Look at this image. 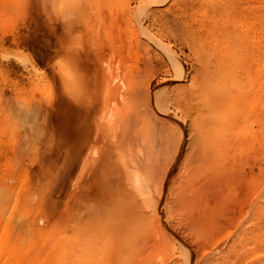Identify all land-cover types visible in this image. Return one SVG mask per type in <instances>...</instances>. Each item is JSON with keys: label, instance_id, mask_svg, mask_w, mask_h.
Listing matches in <instances>:
<instances>
[{"label": "rangeland", "instance_id": "374dc122", "mask_svg": "<svg viewBox=\"0 0 264 264\" xmlns=\"http://www.w3.org/2000/svg\"><path fill=\"white\" fill-rule=\"evenodd\" d=\"M232 51H236L238 61L229 65V73H224L219 68L226 65ZM207 68L209 71L220 70L211 74L221 75H217L218 78L215 79L217 81L215 88L209 89L208 92L203 91L204 96L210 93L222 97V103L226 108L231 105L230 99H236L232 93L236 95L239 88H242L244 95L249 97L254 95L253 102L250 101L253 104L248 102L247 105L249 111L255 115V119L252 122L242 120L238 127L240 132L238 135L245 136V129L248 127L256 133L257 138L249 163L253 164L256 177L263 180L264 115L261 110L264 109L262 84L264 79L261 78H264V0H0V264H156L157 262L186 264L182 247L176 240H173L176 242H166L168 244L163 243L166 244L163 248L164 245H155L151 242L149 244L141 242L138 244H142L140 245L142 247L139 245L135 247L137 246L135 243L124 251V248L121 250L122 247L117 248L118 244L114 245L110 242L115 238L103 234L104 237L100 239V235L96 234L107 233L108 228L114 230L117 225L121 226V229L116 228L117 230L123 229L124 204L120 203L123 213L119 209L123 215L118 212V203L113 205L111 203L112 207L107 208V211L108 209L110 211L107 214L102 210L101 214L106 215L105 217L110 215L108 213L113 214L114 211L118 214V218L122 217V222H120L121 218L118 219L121 223L118 225L117 214L114 213L115 221L110 215L105 226L107 218L101 215L104 219L102 218L101 221L95 219L98 216L94 207H91L90 201L83 203L81 205L83 208L77 210L76 206L78 207L80 200L75 196H78L76 193L79 186L78 174L82 166L81 158L87 152L89 141L93 138L95 125L105 124L112 118L113 122L109 124L111 125L123 113L124 126L128 127V133L130 131L136 135V138L139 137L138 134L147 131L142 125L145 122L150 129L153 126L158 130L159 125L155 123L159 124L164 119L169 127L175 126L177 120H185L182 122L185 126L186 140L178 158L179 166L180 161H183L181 159H184L182 157H186L185 153L190 152L187 141L191 139H189V131L186 132L190 120L187 117L181 118L178 108L175 109L176 102L181 95L199 96L203 90L202 83L199 82H202V76ZM245 69L249 70L247 74ZM102 73H108L110 77L115 76L112 77L113 81L118 80L115 82L120 89L115 99H113L115 94L109 93L106 102L97 92H93L94 89L91 87L78 99H73L68 93L66 102L64 101L65 83H70L74 77L81 76L93 82L94 77L99 79ZM249 83H258L255 86L260 84L261 89L255 87L253 92H250ZM217 87L219 90H216ZM124 91L130 92V96L124 98L122 94ZM133 91L136 94H133ZM147 94H152L151 104L156 109L155 112H150L145 107L144 98ZM85 109L88 114L86 117L89 116L87 127L83 125L84 120L81 115L82 110ZM212 128L210 131L217 130ZM84 130L89 139L86 144L79 140L81 131L84 133ZM232 131L235 133L236 130H230L228 133ZM127 147L125 144L122 147H114L115 150L112 147L111 152L114 155L117 149L120 153L126 152ZM178 166H175L173 173H177ZM199 174L196 171L193 176H197L198 180L203 182H199L202 183L200 185L195 183L193 188L196 190L199 187L198 190L201 192L206 188L204 178H208L205 174L204 178ZM258 186L259 200L263 189H261L262 184ZM209 193H204L203 197L198 194L201 199L207 197L203 201L201 199L197 201L199 205L204 206L206 202L209 205V210L204 206L207 212L201 209L203 206H197L206 213L205 220L210 218L208 215L212 210L223 207L214 201L219 193ZM208 198L211 199L209 201L213 200V203L209 204ZM164 202L162 207L166 206ZM226 203H230L231 206L232 202L228 199ZM86 206L91 209L86 208L89 211L88 215L95 212L94 219L91 217L93 214L90 217L86 216ZM197 207L195 209H198ZM169 211V213L164 212L165 219L168 218L166 214L175 213L173 216L179 217L181 225L185 221L182 228H185V231L186 227L190 229V223L188 224L191 220L190 210L191 213L178 211V214L176 209L172 211L170 208ZM219 211L212 213L208 223L204 220V224V221L201 222L203 226L201 223L197 225L196 229L204 228L201 229L204 230L203 234L200 230L197 235L193 229L187 230L188 235H191L190 238L197 241L198 248L201 250L203 247L201 251L205 250L202 258H207L205 262L199 259V262L193 264H202V262L203 264H262L264 251L260 248L264 247V243L262 244L260 239H254V246L258 248H256L258 252L251 255H249L251 240L246 237L247 240L243 238V241L237 242L238 247L236 243L231 244L239 228L243 232L246 229L251 230L249 217L244 218L246 221L243 219L242 223H237L236 220V223L231 225L235 219L234 214L230 213L232 211L226 207L223 212L220 211L221 214H218ZM227 214H232V217L227 216L232 218L230 221L226 217ZM212 218L218 221L214 222ZM211 219L212 226L216 228L214 230L216 233L213 234V227H210L212 222L209 224ZM95 220L99 223L98 226ZM91 221L94 223H90ZM219 221L225 222H221V226L227 225L223 227L227 228V231L229 224L231 227L236 224L240 227L237 225L234 229L231 228L232 232L226 235L222 233L226 229L223 231L221 226L219 227ZM228 222L230 223L227 224ZM207 229H211L212 232ZM255 229L257 233L260 230L261 235L264 236V228L255 227ZM192 232L198 238L193 237ZM205 232L207 238L218 234L214 239H221L223 242L218 240L220 242L218 243L212 238L206 240ZM149 233L146 231L145 235ZM150 234L147 236L149 237ZM198 234H201V237ZM92 238L96 241L93 242ZM106 241L108 243L105 245ZM243 242L247 246H242V249L240 245ZM93 243L98 244V247L93 249L95 246V244L92 246ZM214 244L217 248L221 247L224 253L221 254L219 251L221 249L217 250ZM238 248L242 251H238ZM244 248L248 249L247 253ZM140 249L143 250L142 253ZM117 251L118 253L115 254ZM162 255L165 256V260L162 259ZM236 255L237 260L234 259ZM223 256L226 259H223ZM154 257L157 262L151 260ZM227 257H230V260ZM241 257L243 261L240 260Z\"/></svg>", "mask_w": 264, "mask_h": 264}, {"label": "bare ground", "instance_id": "6f19581e", "mask_svg": "<svg viewBox=\"0 0 264 264\" xmlns=\"http://www.w3.org/2000/svg\"><path fill=\"white\" fill-rule=\"evenodd\" d=\"M232 50H233V48H232ZM235 52L236 51H232V53L229 54V60L226 63V65L225 64H224V66L221 65L222 67L219 68L224 73L230 72L229 71L230 69L228 70L230 64L237 63L238 57H237ZM107 53L109 55V52H107ZM110 53H112V51ZM102 54H103V52H102ZM102 54H100V55H102ZM77 57H78V55H77ZM104 59H106V56ZM96 62H97V60H96ZM104 62H105V60H104ZM219 69H217V70H219ZM104 71H106V70H104ZM219 71H217V72H219ZM244 71L246 74L249 72L248 69H245ZM217 72L216 71H209V68H207L204 71V74L202 76V79H201L202 82H199V83H202L201 89H203L201 91V93L199 94V96H197V95L196 96L195 95L189 96L188 94H187V96L181 95L180 98L178 99V102H176L177 106L175 107V109L178 108V111L180 112L179 114H181L180 115L181 118L183 119V118L187 117L190 120V122L188 121L189 124H187L188 127L186 126L187 128H189L186 132L189 131L190 135L189 134L188 135H189V139H191V140L188 139L189 141H187V143L189 142L188 143L189 145H187V146L192 147V149H190V147H187V148H189L188 151L190 150V152H187L188 154L185 153L186 157H182L184 159H181L183 161L182 162L180 161L179 166L177 164L178 158H179V155H181L180 153H181V150L183 148L184 141L186 140V139H184V137H185L184 135H186L185 134V126H184V123L182 122L185 120H182V121H180V120L176 121L175 120L176 121L175 126L169 127L167 125L168 123L166 124V122H164L165 119H164V121H160V118L158 117L160 123L159 124H158V122L155 123V125L156 124L159 125V127L157 126L158 130L155 127L153 128V126L151 127L152 129H150L148 125L146 126V122H145V124L143 123L142 125H144L146 127V128H144V127L143 128L146 129L147 131H145L143 134L140 133L142 135L138 134L139 137H137V138H136V135H134L130 131L128 133V127L124 126V124H125L124 123V119H125L124 113L121 115V117L115 123H113V124L111 123V125H109V124L112 121V118H110L108 120V122H106L105 124L100 123V124L95 125L96 129H95V133L93 135V138L89 141V147L87 149V152L83 155V158H81L82 166H81L80 172L78 174V185L79 186L77 185L78 186V193H76V195L78 194V196L74 195L75 197L79 198L80 203H78L79 208L77 206H76V208H77V210H80L81 208H83L81 206V205H83V203H85V202L87 203V201H90L93 204V205L91 204V207L92 206L94 207L95 212H96V216H98L95 219H98L101 221V219L102 218L104 219V217L106 216V215L104 216L101 214L102 210L105 211V213L103 212L104 214H107V212H110L109 209L107 211V208L112 207L110 205L111 203H112V205L114 203L119 204V206L117 204V206L119 208L115 205L116 210H117V208H118V210L120 209V203H122V205L124 204L123 205L124 215L122 214L123 213L122 209H120L122 213L120 212V210L119 211L117 210L119 213H121L124 216V221H123L124 226L122 227L123 229L119 230V229H121V226H117L116 224H114V225H116L115 226L116 228H119L118 230L116 228H114V230H108L109 229L108 228L107 233L106 232H103V233L99 232L97 234L95 233L97 236L100 235L99 236L100 239H101V237H104L103 234L108 236L109 238L110 237L115 238V240L110 241V242L114 245L118 244L117 248L122 247L121 250L124 248L123 249L124 251H126L125 249L128 246H130L132 244L135 245V243L137 244V246H135V247H139L142 244L139 245L138 243H141V242H143L144 244L147 242L149 244V242H151L155 245H159V244L164 245L163 243L176 240L180 243V245L182 247L181 248L182 254L184 256L186 264H190V262H191V264L196 263V261H198L199 259H203L202 255H203V251H205V250L201 251L203 248L202 246H201L202 247L201 250L198 248V245L196 244L197 241L195 242L194 240H192L190 238L191 235L190 236L188 235L187 230L193 229L197 235L199 230L201 231V229H204L203 227L201 229H196V228H198L197 225L205 220L204 217H207L206 213L203 212L202 210H199V208L197 207L199 205V204H197L198 203L197 201H198V199L199 200L201 199L198 197L199 196L198 194H200L203 197L204 193L206 194V193L210 192L213 194L216 192L217 194L218 193L219 194H218V197L216 195V199L214 198V201H216L219 206H221V207L223 206L222 208H224V209H225V207L227 209L229 208V210L232 212H230V211H228V212L234 214L233 216L235 219H233L234 222H231L232 223L231 225H233V223H236L235 222L236 220L238 223V222H241L244 218L249 217L248 222H249V225L251 226L250 231L248 229H246V231L244 230V232H243V230H241L239 228L240 225L236 224V226L231 227V225L229 224L230 222H228L227 224H229L228 226L230 227V229L228 227L229 231H227V228H225L226 230L223 228V227H227V225H225V226L223 225V227H222L221 226L222 221L221 222L219 221L220 222L219 227L221 226L220 228H222L223 231L225 230V232H222V231H220V232H222L224 234H226V233L228 234L229 232L231 233L232 232L231 228L234 229L238 225L239 231L233 236V238L231 240V244L234 245L236 243L235 245H237V247H238L239 245L237 244V242L241 241L243 238L245 240L248 239V240H251L250 245L248 244L249 245V252H250L249 255L255 254L258 252L256 250L257 247L255 248V246H254V239L258 238V239H260L262 244L264 243V236L261 235L260 230H259V233H257L255 231L256 230L255 227H257L258 229H260L261 227L264 228V179L261 180L258 177H256V175L254 174V171H253V164L251 165V163H249V158L253 154L252 152H253V148L255 145L257 135L253 131V129H251L250 127L245 129L246 130L244 133L245 136L242 137V136L238 135L240 133L238 131V129H239L238 127H240L239 124L242 122V120H248L249 122H252L255 119V115L251 111H249L250 108L248 109L249 105H247L248 102H250V101L253 102L252 97L254 95L252 97L244 95V94H242V91H241L242 88H239L236 92V95H234V93H232V96H235L236 99L235 100L230 99L231 105L226 107L228 109H226L224 103H222V101H223L222 97H220L218 95H210V93H208L209 95L204 96L203 95L204 90H207V92H208L211 89L216 87L215 84L217 81L215 79H216L217 75L219 76L221 74L212 75L211 73L214 74ZM232 73H235V72H232ZM112 77H115V76H112ZM112 77H110V75L108 73H105V74L101 75V77L99 79L98 78L95 79V77H94L93 82L84 79L82 76L81 77H74L72 80H70L71 81L70 83H68V82L65 83L66 87H65V92H64L65 93L64 101H65V98L68 97V93H70L73 96L72 97L73 99H78V97L81 94L90 90L91 87L94 89L93 92H97L98 96H100L101 99L106 100V102L108 101L107 94H109V93H111L112 95L115 94V97L113 96V99H115L117 97L116 95L118 93V90L120 89V86L115 82L117 79L115 81H113L114 78H112ZM258 79H259V77H258ZM261 79H264V78H261ZM262 81H263L262 84L264 85V80H262ZM253 82H254V80H253ZM256 84H258V83H256ZM256 84L255 83L254 84L249 83L248 84V88H249L248 90L250 92H253V89H255V87L257 89H261L260 84L255 86ZM263 85H262V87H263ZM121 86H123V85H121ZM199 89H200V87H199ZM216 90H219L218 87ZM198 92H200V91H198ZM207 92H206V94H207ZM217 92H219V91H217ZM132 93L136 94L135 91H133ZM193 93H194V91H193ZM122 94H124V98H126V97L130 96L131 93L124 91V93H122ZM88 96H89V94H88ZM119 96L120 95H118V97ZM91 98H89V99L91 100ZM164 99H165V97H164ZM152 100H153L152 94L151 95L147 94L146 97L144 98V103H145L146 109H148L150 112H155L156 109H154L152 107V104H151ZM86 101H88V100H86ZM227 102L228 101H226V103ZM87 103H89V101ZM251 104H253V103H251ZM79 105H81V104H79ZM163 105H165V104H163ZM70 108L73 109L72 107H70ZM166 108H167V106H166ZM261 112L264 115V109L263 108H262ZM81 115H82V119L84 120L83 125L85 127H87L88 126V124H87L88 120L87 119L89 118V116H88V118L86 117V115H88L87 110L86 109L82 110ZM161 115H162V113H161ZM161 115H159V116L161 117ZM174 118H176V117H174ZM161 120H163L162 117H161ZM155 122H156V120H155ZM167 122H169V121H167ZM170 122H171V118H170ZM172 122H174V121H172ZM213 126H215L214 128L217 129L216 131H213V130L210 131ZM141 127H140V129H142ZM218 127H220V128H218ZM214 128H212V129H214ZM234 129L238 133L236 131H235V133H233V131H232V133H228L230 130H234ZM191 132H192V134H191ZM79 140L83 141L84 144L88 143L89 139H87V135L85 133V130H84V133H83V131H81V136H80ZM263 140L264 139H262V142H263ZM124 144L128 146L127 147L128 150H126V152L122 151V153H120V152H118V149H117V152L119 154L117 152L115 155L112 154V152H111L112 147L113 148L114 147H122V146H124ZM185 146H186V144H185ZM187 148H186V150H187ZM114 150H115V148H114ZM175 166H178V171L176 174L173 173L174 169H176ZM245 166H248V168L246 169ZM196 171L198 174L200 172L203 173V174H201V173L199 174L202 178H204V174L208 178V179L204 178L205 181L208 182V183H206L204 181V186H206V188H204V190L202 189L204 192L202 190H201V192H199V190H198L199 187H197L196 190H194V188H193V186L196 185L195 183L200 185L202 183H199V182H203L201 180L202 179L201 177H200L201 181H199L198 180L199 178L197 176H195V175L193 176V174ZM194 180H196V182ZM259 184H262L261 189H263V192L261 195V199L258 200V196H259L258 190H260V189H258ZM215 186H217V188H215ZM76 189L77 188H75V190ZM210 197H213V196H210ZM214 197H215V195H214ZM206 198L204 197V199H206ZM204 199H201V200L203 201ZM228 199H230V201L232 202L231 206L229 205L230 203L229 204L226 203ZM207 200L209 201L211 199L208 198ZM212 201H209V204H211L210 202H212ZM163 202H164V205H166L165 207L161 206L163 204ZM207 204L208 203L206 202V205H204V206H207V208L205 207L206 209L209 208L208 207L209 205H207ZM224 205H225V207H224ZM228 205H229V207H228ZM87 206L85 207V209L89 208ZM194 206H196L198 209H195L196 207H194ZM199 206H203V205H199ZM204 206L201 209L204 210L205 209ZM121 208H122V206H121ZM170 208L172 209V211L174 209H176L177 210L176 214H178V211H185L186 213L190 212V211L192 212V213L190 212L191 214H189V217L191 218L190 222H188V220H186V219H182V220H186L188 222V224L189 223L191 224V226L189 224L190 229H188V227L185 226L187 228V230L185 231L184 230L185 228L184 229L182 228L185 221L181 225L180 224L181 222H179V217L173 216V215H175V213L174 214H172V213L166 214L165 213L166 217H168V218H166V219L164 218L165 217L164 212L167 211L169 213ZM217 208H218V206H217ZM222 208L219 210L223 212L224 209H222ZM206 209H205V211L207 212ZM219 210L215 209L214 211L217 212ZM214 211L212 210V212L208 215V216H210V218H211V215ZM220 211L218 212V214H221ZM86 212H87V213H85L86 216L90 217L93 214L91 217L92 218L94 217V214H95L94 211L90 215H88L89 211L87 209H86ZM201 212L203 214H201ZM78 213H80V211H78ZM114 213H115V211L113 212V214L108 213V214L112 215L111 219L113 221H115V218H113ZM115 214H117V213H115ZM232 214L231 215L229 214V215L232 217ZM101 215L104 217H102ZM110 215L109 216L107 215V217H105V218H107L105 226H107V224H108L107 221H108V217H110ZM168 215H170V216H168ZM191 215H193V216H191ZM229 215L227 214L226 217ZM83 216H81V217H83ZM172 216H173V218H172ZM201 217H203V219ZM214 217H216V216H214ZM119 218H121L120 222H122V217H119ZM119 218H118V214H117L116 223H117ZM222 218H224V217H222ZM227 218L229 221H230V219H232L230 217H227ZM85 219H86V217H85ZM170 219H172V220H170ZM209 219H206L207 223H208ZM80 220H82V218ZM86 220H85V222H86ZM90 220H91V218H90ZM174 220H176V221H174ZM211 220H210L209 224L212 222L210 227H213V229H212L213 232L211 229L210 230L213 234L214 232L216 233V231H214V230H216V228L214 227V225L212 226L214 219L212 221ZM205 221L203 222V224L205 223ZM215 221H218V219L214 220V222ZM244 221H246V220L244 219ZM90 223H94V222L91 221ZM118 223H119V221H118ZM222 223H225V222L223 221ZM98 224L99 223L96 221V226H98ZM203 224L201 223L202 226H203ZM257 224L259 227L257 226ZM90 225H88V226H90ZM118 225H121V223H119ZM217 227H218V225H217ZM207 228H209V225ZM86 229H87V226H86ZM219 229H218V231H219ZM207 230H209V229H207ZM210 230H209V232H210ZM98 231L99 230H97V232ZM146 231L147 232L149 231L150 233L152 232V234L149 233L150 236L148 237L147 235H149V234L145 235ZM247 231H249V232H247ZM82 232L83 231H81V233ZM203 232H204V230L201 231L202 234H203ZM206 232L204 233L205 236H206ZM141 233H142V235H140ZM137 234H139V236H135ZM189 234H191V232ZM192 234H193V237L195 236L198 238V236L194 235L193 232H192ZM215 235L218 236V234H214V235H211L214 237H211L210 233H209L210 238H207L208 235L206 237L204 235L203 236L205 237V239L207 238L206 240H208L211 238L214 239L216 237ZM92 236H94V235H92ZM99 237H98V239H99ZM108 237H106V238H108ZM200 237H199V239H200ZM88 239H90V238L88 237ZM92 239H93V242H94V240L96 241V239H94V238H92ZM229 239H230V237H229ZM214 240L222 241L221 239H214ZM176 241H173V242H176ZM219 241H218V243H220ZM204 242H205V240H204ZM107 243L108 242L106 241L105 245ZM168 243H166V244H168ZM94 244L95 243H93V245L92 244L91 245L94 246ZM170 244L172 245L173 243H170ZM216 244H217V242H216ZM216 244H214L213 246H216ZM228 244L229 243L227 242V245ZM242 244L240 245L241 247L247 246V245H245L246 243H244V245H242ZM255 244H257V242H255ZM97 245L95 244L93 249H95V247H98ZM165 245L162 246V248L165 247ZM103 246H104V244H103ZM257 246H258V244H257ZM113 247H115V246H113ZM140 247H142V246H140ZM225 247H227V246H225ZM243 247H242V249H243ZM148 248H150V247H148ZM216 248H217V246H216ZM218 248H217V250L221 249V247L219 249ZM233 248H234V246H233ZM89 249H90V247H89ZM242 249L238 248V251L239 250L242 251ZM245 249L246 248H244V250ZM223 250H224V248H223ZM247 250L248 249L245 250V253H247L246 252ZM260 250L264 251V247L262 249L260 248ZM93 251L95 252V250H93ZM140 251H141V249H140ZM149 251H150V249H149ZM154 251H156V250H154ZM219 251L221 252V254L224 253V252H222V249ZM236 251H237V249H236ZM139 252H138V254H139ZM142 252H143V250L141 251V253ZM117 253H118V251L115 254H117ZM122 253L125 254L123 251H122ZM215 253H217V251ZM155 254H156V252H155ZM128 255L131 257L130 254H128ZM219 255H220V253H219ZM219 255H217V256H219ZM115 256H117V255H115ZM205 256H206V254H205ZM91 257H93V256L91 255ZM162 257H163L162 259H164L165 256L162 255ZM115 258H117V257H115ZM155 258L156 257H154L151 260L153 262H155L157 260ZM224 258L226 259V257L223 256V259ZM229 258L227 257V259H229ZM237 258H238V256L236 255V257H234V259L237 260ZM142 259H144V258H142ZM158 259L160 260V256H158ZM206 259L207 258L203 259L202 261H204V260L206 261ZM117 260H118V258H117ZM147 260H148V258H147ZM240 260H242V257L240 258ZM86 261H87V259H86ZM137 261H139V260H137ZM185 261H183V262H185ZM231 261H232V259H231ZM124 262L127 263L126 261H124ZM236 262H238V261H235V263ZM263 262H262V264H263ZM231 263H233V262H231ZM202 264H203V262H202ZM251 264H253V263H251Z\"/></svg>", "mask_w": 264, "mask_h": 264}]
</instances>
